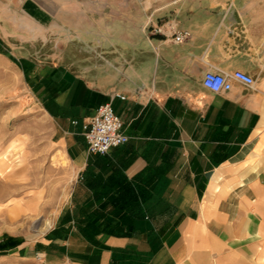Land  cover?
<instances>
[{
    "label": "crops",
    "instance_id": "obj_1",
    "mask_svg": "<svg viewBox=\"0 0 264 264\" xmlns=\"http://www.w3.org/2000/svg\"><path fill=\"white\" fill-rule=\"evenodd\" d=\"M182 30L191 37L175 42ZM12 40L55 49L22 69L55 123L69 190L61 206L55 191V209L40 190L14 201L9 212L48 227L33 242L10 235L21 243L0 253L20 264H264V0H0V47ZM209 70L255 84L216 93ZM109 102L130 138L92 153L82 125Z\"/></svg>",
    "mask_w": 264,
    "mask_h": 264
},
{
    "label": "rangeland",
    "instance_id": "obj_2",
    "mask_svg": "<svg viewBox=\"0 0 264 264\" xmlns=\"http://www.w3.org/2000/svg\"><path fill=\"white\" fill-rule=\"evenodd\" d=\"M11 44L16 48L2 46L9 54L0 52V158L4 155L7 161L0 175V203L7 204L0 205V240L4 235H12L33 242L43 235L32 225L40 215L18 214L8 208L14 201L26 200L40 190L44 200H54L55 209V191L64 189L60 194L61 206L68 196L69 184H63V177L69 163L59 157L55 123L43 111L20 64L24 57H51L55 49L51 44L22 45L17 40ZM16 257L0 253V264H20L19 255Z\"/></svg>",
    "mask_w": 264,
    "mask_h": 264
},
{
    "label": "built area",
    "instance_id": "obj_3",
    "mask_svg": "<svg viewBox=\"0 0 264 264\" xmlns=\"http://www.w3.org/2000/svg\"><path fill=\"white\" fill-rule=\"evenodd\" d=\"M153 34L164 35L163 26L153 27ZM191 37L188 30L177 31L173 35L175 42L181 43ZM233 80L253 86L255 78L243 71L232 74L209 70L205 73L203 84L213 92L220 93L232 88ZM124 98V97H123ZM74 123H77L74 121ZM123 120L115 112L112 104L104 103L96 109V113L86 120L83 125V134L92 153L107 154L112 148L121 146L129 141V136L123 131Z\"/></svg>",
    "mask_w": 264,
    "mask_h": 264
},
{
    "label": "trees",
    "instance_id": "obj_4",
    "mask_svg": "<svg viewBox=\"0 0 264 264\" xmlns=\"http://www.w3.org/2000/svg\"><path fill=\"white\" fill-rule=\"evenodd\" d=\"M0 52H3L5 54H9V52H7L3 47H0ZM20 64H21V67L24 68V65L22 64V62ZM20 243H21V240H17V239L15 240L10 235H4L3 240L0 241V250H7L9 248L16 247Z\"/></svg>",
    "mask_w": 264,
    "mask_h": 264
},
{
    "label": "bare ground",
    "instance_id": "obj_5",
    "mask_svg": "<svg viewBox=\"0 0 264 264\" xmlns=\"http://www.w3.org/2000/svg\"><path fill=\"white\" fill-rule=\"evenodd\" d=\"M47 225H41V226H38V225H35L34 228H36L35 230H38L39 232H43L44 230L47 229Z\"/></svg>",
    "mask_w": 264,
    "mask_h": 264
}]
</instances>
